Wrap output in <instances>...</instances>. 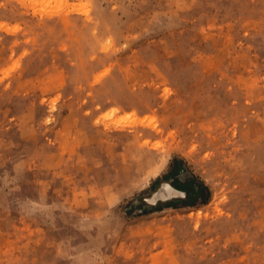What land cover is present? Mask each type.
Returning a JSON list of instances; mask_svg holds the SVG:
<instances>
[{
	"label": "rangeland",
	"instance_id": "obj_1",
	"mask_svg": "<svg viewBox=\"0 0 264 264\" xmlns=\"http://www.w3.org/2000/svg\"><path fill=\"white\" fill-rule=\"evenodd\" d=\"M0 264H264V0H0Z\"/></svg>",
	"mask_w": 264,
	"mask_h": 264
},
{
	"label": "crops",
	"instance_id": "obj_2",
	"mask_svg": "<svg viewBox=\"0 0 264 264\" xmlns=\"http://www.w3.org/2000/svg\"><path fill=\"white\" fill-rule=\"evenodd\" d=\"M174 190L179 191L176 187H174Z\"/></svg>",
	"mask_w": 264,
	"mask_h": 264
}]
</instances>
